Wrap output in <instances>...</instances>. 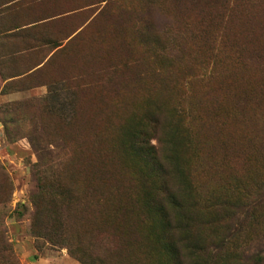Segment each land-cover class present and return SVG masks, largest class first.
<instances>
[{
    "label": "rangeland",
    "instance_id": "1",
    "mask_svg": "<svg viewBox=\"0 0 264 264\" xmlns=\"http://www.w3.org/2000/svg\"><path fill=\"white\" fill-rule=\"evenodd\" d=\"M0 264H264V0H0Z\"/></svg>",
    "mask_w": 264,
    "mask_h": 264
},
{
    "label": "trees",
    "instance_id": "2",
    "mask_svg": "<svg viewBox=\"0 0 264 264\" xmlns=\"http://www.w3.org/2000/svg\"><path fill=\"white\" fill-rule=\"evenodd\" d=\"M262 197L261 196H259V198L258 199H254V201L253 202H255V203H257V202H259L260 201V199H261ZM261 202V201H260ZM254 203V204H255ZM239 205H241L242 207L241 208H239V209H236V210H243V209H245V208H247V205H245V204H241V203H238ZM253 204V205H254ZM169 247H170V245H169Z\"/></svg>",
    "mask_w": 264,
    "mask_h": 264
}]
</instances>
